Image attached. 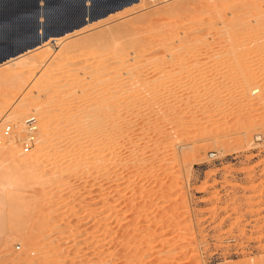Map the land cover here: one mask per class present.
<instances>
[{
	"label": "rangeland",
	"instance_id": "374dc122",
	"mask_svg": "<svg viewBox=\"0 0 264 264\" xmlns=\"http://www.w3.org/2000/svg\"><path fill=\"white\" fill-rule=\"evenodd\" d=\"M144 2L140 4L143 6L142 11L140 9L135 13H126L105 26L100 25L95 31L114 28L113 45L116 44L117 48L123 46V52L130 53L126 61L122 60L123 64L113 57L117 51L105 54L107 51L104 52L100 47H89L80 53L73 49L74 54L72 55V52V56L69 55V59L62 64L55 61L57 52L52 50L50 54L54 52V55L46 59V68H34L28 73L29 76L23 74L24 69L21 67L7 69L24 76L25 85L19 91H9L0 85V132L5 124L12 128L11 134L0 143V146L5 148L0 154V184L5 182L10 185L12 180L14 181L13 185L7 187L10 191L5 189L0 192L1 196L5 193L0 196V264H107L113 258L115 261L113 259L114 262L108 264H264V104L255 105L262 92L259 90L258 93L250 95L253 106H246L240 96L229 98L230 95H235V92L238 95L240 68L246 66L258 69L260 74H264V0ZM135 19H139L138 22L134 23ZM125 24L132 27L129 32L123 30ZM149 34L156 41L152 47L148 44L142 47L127 44L134 38H144ZM186 40H191L186 42L191 44L190 46L183 43ZM75 42L70 45L73 46ZM125 45L128 48H125ZM134 47L140 52V58L135 56L138 55L136 52L133 53L136 51ZM142 49L146 51L143 52ZM108 54H112L110 60L107 59ZM105 55L108 56L105 63L114 68L115 73L112 68L106 66L107 70L111 71L106 74L105 65L102 64ZM154 58L155 63L151 61ZM93 62L97 64L93 65ZM101 65H104V69ZM141 65L145 70L140 68ZM47 69L51 70L50 75H53L44 79L43 75ZM135 70L144 71L141 72L145 75L141 76L145 79L141 81L142 84L144 82L143 87L152 82V88L154 85L156 88L158 86L157 89L153 88V92L144 89L149 94L144 92L143 87L137 90V93L143 92L140 95L143 99L146 96V102L151 100L152 94V97L155 95L154 100L158 101V104H153V100L147 103L149 106L146 102L141 103L138 110L142 109V112L136 116L141 118V121L135 116H128L132 119L128 124L129 131L134 130L128 132V140L131 139L114 140L118 141L119 146H116L120 149L117 156H124L120 160L126 162V165L119 164L122 165L121 168L116 167L118 170L115 171V168L112 169L115 166L110 167L113 162L111 164V161L105 158L109 168L104 177L99 173L104 167L100 161L103 156L102 149L96 147L97 149L88 148L86 151L87 148H82L79 150L84 149L87 153L93 151L89 155H92L90 162H80V165L90 163L91 169L72 173L75 162L68 161L71 152L63 151L68 146L65 143L69 141L65 137V133L68 135L65 128H61L64 136L53 142L51 149L55 150L49 154L42 153L44 155L41 161L34 162V146L28 153L22 151L21 139L25 132L26 117L32 115L36 118V142L44 111H55L58 120L60 117L57 111L72 112L81 108L87 110L88 105L95 108V102L103 98L105 93L111 99H107L108 102L114 99L118 102L121 97V103V99L131 90L127 87L131 76L137 72ZM153 72L155 74L152 75ZM104 77L106 78L103 79ZM116 78L119 79L118 82ZM155 80L158 81L154 83ZM219 81L230 83L225 85L222 82L221 85L225 86L218 92L213 91V88L218 87ZM212 82L217 86L213 87ZM124 83L125 86H122ZM65 84L69 92L84 87L85 94L81 98H75L71 94L65 97L61 91ZM53 85L57 86V89H53ZM113 85L115 87L111 88ZM208 85L212 89L205 92L206 89H203ZM202 86L204 87L201 88ZM194 87H197L196 92ZM108 88H111V93H108ZM160 88H165L162 90L165 94L162 95ZM164 90L167 93L163 92ZM206 93H220L222 97L217 100L222 99L221 102L218 100L213 105ZM182 94H185V97ZM3 96L9 98L5 101L2 100ZM25 97H30L26 98L28 105L36 102L31 103L30 110L23 116L22 124L16 128L12 122L6 120L15 109L17 110L20 100ZM151 103L152 108L148 110ZM140 106H147L148 108H145L149 112ZM184 107L187 109L184 110ZM144 115L146 118L142 120ZM150 120L157 125H152ZM134 121L141 123L138 125ZM143 121L151 124L150 132L139 129ZM144 122L142 125L146 124ZM142 134L145 135L143 140ZM90 136L95 139L99 134L91 131ZM149 136L152 139L153 136L155 139L159 138L156 139L161 141L159 145H156L158 141L155 139L153 141L156 143L153 144ZM122 140L126 141L125 144ZM160 144L166 146L162 148ZM180 145L185 147L178 148ZM75 149L78 148L74 147ZM94 152L102 156L95 155ZM136 153L142 155L136 156ZM132 156L139 157L140 160L133 159ZM30 158L36 166L42 165V168L37 166V171L33 170L35 175L28 166H23L22 160L30 161ZM20 161L21 167H16V162ZM54 162L59 166L58 171L51 170ZM134 162L141 165H134ZM144 164L149 168L143 167ZM136 165L142 167L136 170ZM132 168L134 170H131ZM49 175L53 178L48 179ZM36 176L42 177L38 179ZM89 176L93 181H90ZM8 180L11 181L8 183ZM85 180L89 182L86 183ZM46 211H51L52 214L48 216Z\"/></svg>",
	"mask_w": 264,
	"mask_h": 264
},
{
	"label": "bare ground",
	"instance_id": "6f19581e",
	"mask_svg": "<svg viewBox=\"0 0 264 264\" xmlns=\"http://www.w3.org/2000/svg\"><path fill=\"white\" fill-rule=\"evenodd\" d=\"M19 1L20 0H0V12L1 11H13V10H15V8L18 6V4H19ZM48 2H51V1H53V0H47ZM135 1V2H134ZM137 1H139L138 3H137ZM137 3V4H134V3ZM142 2H144V0H132L129 4H127L128 5V7H125V8H123L122 10H120V11H118V12H116V13H111V14H109V16H106V18H102V19H99V20H97V21H87V23L84 25V26H82L81 27V29H78L77 31H74V32H72V33H70V34H67V35H65V36H63V37H59V38H56V37H50V38H52V39H50V38H48V39H46V40H44V41H41L40 40V42H38L36 45H34L33 46V48L32 49H30V50H28V51H26V52H24V53H22V54H19V55H17V56H14V57H10V58H7L6 60L4 59H2V60H0V85L1 86H5V88L6 89H8L9 91H19V90H22L21 88L23 87V85H25V83H24V76L22 77V76H19L17 73H13V72H9V70H7V69H12V68H19V67H21V68H23L24 69V72H23V74H25V75H27L30 71H32V70H34V68L36 69V68H39V69H43V68H46V64H47V62H46V59H48V57H51L52 55H54V52H57L56 53V55H55V61H57V62H59V63H61L62 64V62L64 63V61L65 60H67V59H69V55H71V53L74 51L73 49H76V52L78 51V53H80V52H83L84 50H86V48H89V47H94V48H98V47H100V48H102L103 50H104V52L105 51H107V52H105V54H107L108 52L109 53H114V51H117V53L116 54H114V56L113 57H116L118 60H119V62H120V64L122 63L123 64V62L124 61H126L129 57V55H130V53L129 52H123V51H125V50H123L122 48H123V46H120V47H116L115 45H113V36H112V34H113V31H114V28H106L105 30H102V31H98V32H95V31H97V28L100 26V25H103L104 24V26L105 25H107V23H109V22H112L113 20H116L117 18H119V17H122V16H124V15H126V13H131V12H133V13H135V12H138V11H140V9H141V11H142V7L143 6H140V4H142ZM145 3V2H144ZM132 5V6H131ZM130 6V7H129ZM124 7V6H123ZM59 9V8H58ZM120 9V8H119ZM55 12V11H54ZM53 12V13H54ZM2 13V12H1ZM9 13V12H8ZM13 14V13H12ZM23 15V14H22ZM53 17V16H52ZM57 17V16H56ZM141 17V16H140ZM8 18H9V20H8V22H3L4 24H17V22H16V19H15V17H11V14H9V16H8ZM144 19V17L142 16V20ZM146 20H147V18H145ZM139 20V19H138ZM138 20H136L135 19V21H134V23L137 21L138 22ZM150 20V19H149ZM140 22H141V20H140ZM2 23V24H3ZM20 23V22H19ZM121 24V23H120ZM130 24V23H129ZM129 24H127V25H129ZM150 24H151V22H150ZM149 24V25H150ZM126 24H125V27L123 26V30L125 31V32H129L131 29H132V27H130V26H132L131 24H130V26H127ZM144 25V24H143ZM153 25H154V23H153ZM127 26V27H126ZM112 27V26H111ZM152 27V26H151ZM154 27H155V25H154ZM122 29V28H121ZM122 30V31H123ZM149 31V30H148ZM155 31V30H154ZM117 32V31H116ZM154 33V32H153ZM147 35V34H146ZM154 35V34H153ZM54 38V39H53ZM77 40V41H76ZM115 40V39H114ZM76 41V42H75ZM189 41H191V40H186V41H183V43H186V42H189ZM73 42H75V44L73 45V46H71L70 45V43H73ZM115 42V41H114ZM117 42V41H116ZM154 42H156L155 41V39H154V37L151 35V34H149L147 37H144V38H142L141 36L140 37H137V38H134L133 40H130L127 44L129 45V44H133V45H136V46H141L142 47V45H145V44H148V45H151V47H152V45H154ZM159 42V41H158ZM196 43V42H195ZM11 44V43H10ZM157 44V43H156ZM185 45H191V44H189V43H186ZM118 46V45H117ZM127 45H125V48H128V47H126ZM132 46V45H131ZM161 46V45H160ZM4 47V46H3ZM130 47V46H129ZM1 48V47H0ZM138 48V47H137ZM156 48V47H155ZM160 48V47H159ZM134 49H136V47H134ZM138 49H141V48H138ZM52 50H54V52H53V54L51 55L50 54V51H52ZM126 51H129V50H127L126 49ZM132 51H134V50H132ZM139 51V50H138ZM142 51L144 52V51H146V50H144V49H142ZM157 51V50H156ZM162 51V50H161ZM234 51V50H233ZM236 51V50H235ZM139 53L140 54V52H137V49H136V51H134L133 53ZM135 53V54H136ZM142 53V52H141ZM146 53V52H145ZM154 53V52H153ZM156 53H159V52H156ZM74 54V52L72 53V55ZM112 54H108L109 55V57L107 56V55H105L106 57H104L103 59H101V60H103L102 61V64H104L105 65V70H106V74H108L109 72H111V71H109V70H107L108 69V67H106V66H109V64L107 65L106 63H105V61H106V58L107 59H109L110 58V56H112ZM139 54L138 55H135L136 57H139ZM146 54H148L149 55V53L147 52ZM235 54V53H234ZM71 55V56H72ZM133 55V54H132ZM70 56V58H72ZM82 56V55H81ZM134 56V57H135ZM141 56V55H140ZM143 57H144V54L142 55ZM95 57V56H94ZM131 57V56H130ZM136 57H135V60H137L136 59ZM148 57V56H147ZM146 57V58H147ZM159 56L157 55V58H158ZM140 58V57H139ZM167 58V57H166ZM170 58V57H169ZM94 59V58H93ZM142 59V58H141ZM145 59V58H144ZM149 59V58H148ZM90 60V59H89ZM100 60V59H99ZM98 60V61H99ZM110 60V59H109ZM111 60H114L115 61V59L113 58H111ZM122 60H124L123 62H122ZM146 60V59H145ZM158 60V59H157ZM54 61V60H53ZM84 61H86V60H84ZM97 61V62H98ZM138 61V60H137ZM139 61H140V59H139ZM151 61H153L154 63H155V58H154V60H151ZM150 61V62H151ZM190 61H193V60H190ZM56 62V63H57ZM107 62V61H106ZM117 62V61H116ZM131 62V61H130ZM147 62V61H146ZM149 62V63H150ZM157 62V61H156ZM101 63V62H100ZM109 63V62H108ZM110 63H112V62H110ZM114 63V62H113ZM129 63V62H128ZM132 63V62H131ZM134 63V62H133ZM137 63V62H136ZM135 63V64H136ZM190 63V62H189ZM54 64V63H53ZM95 64H97L96 62H95ZM94 64V62H93V65H95ZM99 64V63H98ZM116 64V63H115ZM119 64V63H118ZM151 64V63H150ZM49 65V64H48ZM47 65V66H48ZM78 65V64H77ZM80 65V64H79ZM104 65H101V67L103 68V66ZM111 65V64H110ZM114 65V64H113ZM112 65V66H113ZM125 65V64H124ZM124 65H123V69H124ZM129 65V64H128ZM138 65V64H137ZM177 65V64H176ZM237 66H238V64H236ZM142 66V65H141ZM179 66V65H178ZM184 66V65H183ZM6 67H8V68H6ZM56 67V66H55ZM84 67H86V66H84ZM95 67V66H94ZM100 67V66H99ZM113 67H115V66H113ZM126 67V66H125ZM132 67H134L133 65H132ZM131 67V68H132ZM138 67V66H137ZM140 67V66H139ZM152 67V66H151ZM156 67V66H155ZM169 67V66H168ZM173 67V66H172ZM192 67V66H191ZM194 67V66H193ZM200 67V66H199ZM239 67H242V66H239ZM89 68V67H88ZM97 68V67H96ZM109 68H112V67H110L109 66ZM122 67L120 66V69H121ZM126 68H128V66L126 67ZM134 68H136V67H134ZM140 68H143L144 69V67L142 66V67H140ZM139 68V69H140ZM146 68V67H145ZM170 68V67H169ZM183 68V67H182ZM196 68H198L197 66H196ZM104 69V68H103ZM114 68H112V70H113ZM117 69H119V67L117 68ZM130 69V68H129ZM138 69V70H139ZM41 70H39V72L41 71ZM44 70V69H43ZM58 70V69H57ZM86 70V69H85ZM115 70V69H114ZM114 70H113V73H115L114 72ZM141 70V69H140ZM145 70V69H144ZM174 70V69H173ZM184 70V69H183ZM192 70V69H191ZM198 70V72H199V69H197ZM201 70H203V69H201ZM56 71V70H55ZM88 71H90V70H88ZM93 71V70H92ZM97 71L99 72V69H97ZM96 71V72H97ZM102 71V70H101ZM107 71H109L108 73H107ZM119 71V70H118ZM123 71H125V69L123 70ZM135 71H137V70H135ZM134 71V72H135ZM148 72H149V70H147ZM194 71V70H193ZM262 71V70H261ZM60 72V71H59ZM95 72V71H94ZM95 72V73H96ZM119 72H121V71H119ZM119 72H117V73H119ZM128 72V71H127ZM127 72H126V74H127ZM141 72H143L144 73V71H141ZM140 71H137V72H135V73H133L134 75L133 76H131V78H130V82H129V87H127V88H130L131 90H128L129 92V94L128 95H125L126 97H124V98H122L121 99V103H120V98H118L119 99V101L118 102H115V101H117V100H113V101H110V102H108V100L110 99V98H108L106 95H107V93H105V96H103V98H101L100 100H97V103L95 102V108L93 107V105L92 106H89L88 105V108H87V110H83L82 108L81 109H78L79 111H72V112H70V111H57L58 112V114H59V117H60V119H58V120H56V117H57V115H55L54 114V112L55 111H44L42 114L43 115H41V116H43V120H42V124H41V126H40V130H38L39 132H38V134H37V136L39 137L38 139H37V141L36 142H34L33 141V145H32V147H33V152H34V155H36V156H34L35 157V163H37L38 161H41L42 160V157H43V155L44 154H42V153H45V154H49V153H51V152H53L54 150H53V148L51 149V147L53 146V142L54 141H56V139H60L61 137H63L64 136V134H63V130L61 129V128H65V129H67L66 131H68V135L65 133V137L66 138H68L69 139V141H68V143H65V145H68L63 151H65V152H68V153H70L71 154V158L68 160V161H70V160H72V162H75L74 164L73 163H71V164H73L74 166L73 167H75V168H73V170H71V172L72 173H74V174H76V173H78V172H81V171H83V170H90L91 168H90V166H92V165H90V163H86V162H84V163H86V164H84V165H80V162H81V160H89V158L92 156H89L90 154H92L93 153V151L92 152H89V153H87L86 151L88 150V148H90V150H92L93 148H95V149H97V148H101L102 150H101V153H102V155H100V153H97V154H99L100 156H102V158L100 159V161H102L103 163H102V165L104 164V167H103V170H101V172H99V173H101L104 177H105V175H106V170L109 168V166H107L108 165V163H107V165H106V163H105V161H107L108 159V161H111V162H109V163H111L112 164V162H113V164L110 166V167H113V166H115V167H113L112 169H114L115 171L116 170H118L116 167H119V169L121 168V166L123 165H126V162H121V160H120V158L122 159L123 157L122 156H120V158L117 156V152H120V149L118 148V141H114L115 139H126V140H128V132H133L134 130L131 128V130H133V131H129L130 129V127H129V123H131L132 121V119H130V118H128V116L129 117H131L130 115H132V116H137L138 115V113H139V115H140V113L142 112V109L141 110H138V108H139V105L142 103H144V102H146L147 101V98H146V96L144 97V99H143V97L140 95V93H143V92H138L137 93V90H140V88H142L143 86V84H144V82H143V84H142V82L141 81H144L143 79H142V75H144L143 73H141ZM148 72H146V73H148ZM183 72V71H182ZM192 72V71H191ZM240 74H241V77H240V79H239V81H238V95H236V92H235V95H233V96H231L230 95V97L229 96H227V97H229L230 99L231 98H234L235 99V97L237 96H240V98H243V101H244V104L246 105V106H253L254 105V103H253V99H251V97H250V95L251 94H255V93H258L259 92V90H261V95L259 96V98H258V102H256V101H254V102H256L255 103V105H257V104H264V79H262V77H264L263 75H262V73L260 74V72L258 71V69L257 70H255V69H250V68H248V67H246V66H243V68H240ZM45 73V72H44ZM50 73H52V71L51 70H48L47 69V72H46V74H44L43 75V77H44V79H47V77L48 78H50V76L51 75H53V74H51L50 75ZM54 73V72H53ZM105 73V72H104ZM112 73V74H113ZM168 73V72H167ZM180 73V72H179ZM197 73V72H196ZM201 72H199V74H200ZM78 74V73H77ZM100 74V73H99ZM98 74V75H99ZM105 74V75H106ZM129 74V73H128ZM127 74V75H128ZM152 75L153 74H155L154 72L153 73H151ZM163 74V73H162ZM166 74V73H165ZM198 74V75H199ZM60 75V74H59ZM62 75V74H61ZM90 75V74H89ZM94 75V74H93ZM97 75V76H98ZM115 75V74H114ZM151 75V76H152ZM158 75V74H157ZM167 75V74H166ZM201 75V74H200ZM199 75V76H200ZM203 75V74H202ZM261 75H262V77H261ZM28 76H29V74H28ZM85 76V75H84ZM123 76V75H122ZM146 76H147V74H146ZM159 76V75H158ZM157 76V77H158ZM26 77V76H25ZM80 77V76H79ZM109 77H110V74H109ZM112 77V76H111ZM120 77V76H119ZM144 77H145V75H144ZM147 77H149V76H147ZM77 78V77H76ZM94 78V77H93ZM100 78V77H99ZM106 77H104L103 79H105ZM113 78V77H112ZM111 78V79H112ZM60 79V78H59ZM82 79H84V78H82ZM97 79V78H96ZM107 79H110V78H107ZM116 79H118V78H116ZM123 80H124V77L122 78ZM168 79V78H167ZM74 80V79H73ZM77 80V79H76ZM93 80V79H92ZM102 80V79H101ZM113 80H115V79H113ZM112 80V81H113ZM126 80V79H125ZM148 80V79H147ZM169 81H171V79H168ZM42 81V80H41ZM64 81V80H63ZM82 81V80H81ZM108 81V80H107ZM119 81V79L117 80V82ZM150 81V80H149ZM148 81V82H149ZM156 81H158V80H155L154 81V83L156 82ZM77 82V81H76ZM75 82V83H76ZM78 82H80V81H78ZM77 82V83H78ZM99 82V81H98ZM110 82V80L108 81V83ZM147 82V83H148ZM167 82V81H166ZM185 82V81H184ZM183 82V83H184ZM224 83V81H221V83ZM81 83V82H80ZM103 83V82H102ZM101 83V84H102ZM107 83V84H108ZM153 83V82H152ZM152 83H150L147 87L146 86H144L143 87V90L144 89H147V90H149V92H153V91H155L153 88L155 87V85H154V87L152 88V86H151V84ZM182 83V82H181ZM212 83H214V82H212ZM212 83H211V85H212ZM221 83H220V81H219V83L217 84V82H216V84L218 85V87L216 88L215 86H217V85H215V83L212 85L213 87H215V88H213L212 89V87H210L209 85H208V87H210V88H206V86L204 87V86H202L201 88H203L204 87V89L203 90H205V92H208V90H215L216 92H218V91H220V88H222V87H224L225 85H227V84H229L230 82H228L227 84H226V82L223 84V86L221 85ZM66 84H68V83H66ZM66 84L64 85V86H59V87H61V91L64 93V95H65V97H69V94H71L72 96H74L75 98H81L82 96H83V94H85L84 92H85V90H83V88H78V89H75L74 91H72V92H69V89H67V87H66ZM82 84V83H81ZM93 84V83H92ZM116 84V83H115ZM114 84V85H115ZM168 84H169V82H168ZM78 85V84H77ZM94 85V84H93ZM109 85V84H108ZM107 85V86H108ZM112 86L111 88H114L115 86ZM120 85V84H119ZM153 85V84H152ZM183 85V84H182ZM185 85H187L186 83H185ZM54 86V85H53ZM80 86V85H79ZM121 86V85H120ZM122 86H125V83H124V85H122ZM184 86V85H183ZM221 86V87H220ZM52 87V86H51ZM58 87V88H59ZM104 87V86H103ZM110 87V86H109ZM116 87H118V86H116ZM167 87V86H166ZM169 87V86H168ZM24 88V87H23ZM110 88V89H111ZM120 88V87H119ZM118 88V89H119ZM123 88V87H122ZM122 88H121V90H122ZM125 88V87H124ZM157 88H158V86H157ZM156 87H155V89H157ZM182 88V87H181ZM195 88H197V87H194V91L196 90ZM198 88H200V86L198 87ZM53 89H57V86H54V88ZM71 89V88H70ZM99 89V88H98ZM109 88L107 89L108 91L110 90ZM126 89V88H125ZM163 89H165V88H163ZM163 89H161L160 88V92L162 93V90ZM167 89V88H166ZM100 90H102V89H100ZM113 90V89H112ZM120 90V91H121ZM142 90V91H143ZM147 90H144V92H147ZM153 90V91H152ZM171 90V89H170ZM222 90V89H221ZM84 91V92H83ZM111 91V90H110ZM108 92V93H111V92ZM114 91V90H113ZM119 91V90H118ZM119 91V92H120ZM198 91H199V89H198ZM57 92V91H56ZM59 92V91H58ZM115 92V91H114ZM117 92V91H116ZM127 92V91H126ZM149 92H147L148 94H149ZM163 92H166L167 93V91L166 90H164ZM170 92V91H169ZM196 92V91H195ZM233 92V91H232ZM113 93V92H112ZM156 93V92H155ZM154 93V94H155ZM160 93V94H161ZM200 93V92H199ZM202 93V92H201ZM210 93V92H209ZM222 93V92H221ZM10 94V93H9ZM49 94V93H48ZM62 94V93H61ZM157 94V93H156ZM159 94V93H158ZM163 94H165V93H162V95ZM220 93H214V94H211V95H209L208 93H206V95H209V99H211V102L213 103V105H215L214 103H216L218 100H220V102H221V100L222 99H218L217 100V98L219 97V98H221L222 96L221 95H219ZM229 94V93H228ZM49 95H51V94H49ZM112 95V94H111ZM114 95V94H113ZM112 95V96H113ZM143 95V94H142ZM167 95V94H166ZM183 95V94H182ZM185 95V94H184ZM183 95V96H184ZM57 96V95H56ZM100 96V95H99ZM108 96H110V95H108ZM144 96V95H143ZM150 96V95H149ZM148 96V97H149ZM152 96H153V94H152ZM152 96H150V98H151V100H153L152 102H153V104L156 102L155 100H154V97H155V95H154V97H152ZM157 96V95H156ZM161 96V95H160ZM160 96H158V97H160ZM165 96V95H164ZM64 97V96H63ZM71 97V96H70ZM87 97V96H86ZM163 97V96H162ZM185 97V96H184ZM236 97V98H237ZM3 98L4 99H2V100H7V98H9V97H7V96H3ZM26 98L27 97H25L24 99H22V100H20V103L18 104V106H17V110L15 109V112H13L12 113V115L11 116H9L8 118H7V120L6 121H9V122H12L13 124H14V127H16V128H18V125L19 124H22V122H23V116L26 114V112H28L27 110L29 109V106L31 105V103L32 104H35V102L36 101H34V102H31L30 103V105H28V102H27V100H26ZM30 98V97H29ZM29 98H27V99H29ZM50 98V97H49ZM98 98V97H97ZM113 98V97H112ZM145 98H146V101H145ZM149 98V99H150ZM153 98V99H152ZM187 98V97H186ZM239 98V97H238ZM83 99V98H82ZM85 99H87V98H85ZM108 99V100H107ZM142 99H143V101H142ZM148 99V100H149ZM157 99V98H156ZM216 99V101L214 102V100ZM229 99V100H230ZM5 100V101H6ZM90 100H91V98H90ZM89 100V101H90ZM94 100V99H93ZM111 100V99H110ZM123 100V101H122ZM151 100H149L148 102H146L145 104L147 105V106H149V104H147V103H149ZM157 100H160V99H157ZM187 100V99H186ZM1 101V100H0ZM4 101V102H5ZM68 101V100H67ZM71 101V100H70ZM83 101H85V100H83ZM158 102V101H157ZM156 102V104H158ZM184 103L186 102V101H183ZM219 102V103H220ZM93 103V102H92ZM2 104V103H1ZM69 104V103H68ZM79 104V103H78ZM82 104V103H81ZM144 104V105H145ZM155 104V105H156ZM161 104H164V103H161ZM189 104V103H188ZM218 104V103H217ZM216 104V105H217ZM71 105V104H70ZM70 105H68V108L70 107ZM85 105H87V104H85ZM165 105V104H164ZM184 105V104H183ZM186 105V104H185ZM62 106V105H61ZM147 106H145L146 108H148ZM170 106V105H169ZM187 107H188V105H186ZM50 107V106H49ZM84 107V106H83ZM93 107V108H92ZM144 106H140V108H145ZM165 107V106H164ZM85 108V107H84ZM145 108V110L147 111V109ZM151 108H152V103H151V107H150V109L148 108V110H151ZM155 108H156V106H155ZM158 108V107H157ZM163 108V107H162ZM185 109L184 110H186L187 108L186 107H184ZM61 109V108H60ZM86 109V108H85ZM123 109H126V110H123ZM167 109V108H166ZM30 110V109H29ZM147 112H149V111H147ZM146 112V115L148 114ZM186 112V111H185ZM162 113H163V111H162ZM187 113V112H186ZM185 113V114H186ZM154 114V113H153ZM156 114V113H155ZM168 114V113H167ZM188 114V113H187ZM211 114H213V113H211ZM145 116V115H144ZM171 116V115H170ZM210 116V115H209ZM134 117V118H135ZM143 117V116H142ZM187 117V116H186ZM189 117V116H188ZM205 117V116H204ZM203 117V119H206V118H204ZM34 118H35V116H34ZM42 118V117H41ZM137 119H138V117H136ZM140 118V117H139ZM144 118H146V116L145 117H143L142 118V120L144 119ZM209 118V117H208ZM207 118V119H208ZM128 119H130L129 120V122H128ZM141 119V118H140ZM140 119H138V121L140 120ZM152 119V118H151ZM155 119V118H154ZM61 120V121H60ZM197 120V119H196ZM60 121V122H59ZM141 121V120H140ZM157 121H158V118H157ZM186 121V120H185ZM134 122H136V121H134ZM133 122V123H134ZM144 122V121H143ZM143 122H142V124H143ZM152 121L150 120V123H151ZM204 122V121H203ZM207 122V121H206ZM137 123V122H136ZM135 123V129H136V125L138 124V125H140V123H137L136 124ZM146 123V121L144 122V124ZM148 123V121H147V123L145 124V125H142L141 124V126L139 127V129H141V130H151V124L153 123ZM158 123V122H157ZM190 123V122H189ZM40 125V124H39ZM152 125H155V123H153ZM157 125V124H156ZM155 125V126H156ZM10 126V125H9ZM153 127L154 128V130H156L155 128L156 127ZM35 132H34V134L36 133V131H37V121H36V118H35ZM67 127H70V128H67ZM134 128V127H133ZM137 128H138V126H137ZM153 130V131H154ZM11 131H12V128H11V126H10V132L6 135V136H4V137H2L1 138V140H0V143L2 142V141H4V139L5 138H7L10 134H11ZM91 131H93V132H96V133H98L99 134V136L97 137V138H92L91 136H90V133H91ZM135 131H137V130H135ZM139 131V130H138ZM150 132V131H149ZM155 132V131H154ZM136 133V132H135ZM134 134V133H133ZM159 134V133H158ZM158 134L156 135V136H158ZM184 134V133H183ZM135 135V134H134ZM147 135V134H146ZM150 135V134H149ZM68 136V137H67ZM131 136H132V133H131ZM130 136V137H131ZM142 136H143V134H142ZM145 136V135H144ZM144 136H143V138H142V140L144 139ZM148 136V135H147ZM151 136V135H150ZM149 136V137H150ZM139 137V136H138ZM159 137V136H158ZM34 139H35V136H34ZM131 138H129V140H130ZM139 139V138H138ZM150 139L153 141V139H155L154 138V136H153V139L150 137ZM149 139V140H150ZM156 139H159V138H156ZM155 139V140H156ZM128 140V141H129ZM133 140V139H132ZM140 140H141V138H140ZM162 141H163V138L161 139ZM246 140V139H245ZM121 141V140H120ZM134 141H137V140H134ZM148 141V140H147ZM156 141H158V140H156ZM160 141V140H159ZM159 141L157 142V144L156 145H159ZM124 141L122 140V143H123ZM126 142V141H125ZM125 142H124V144H125ZM146 142V141H145ZM161 142V141H160ZM164 142V141H163ZM170 142V141H169ZM35 143V144H34ZM142 143V142H141ZM140 143V144H141ZM153 144H155L156 142H152ZM168 143V142H167ZM116 144L118 145V146H116ZM130 144V143H129ZM132 144V143H131ZM139 144V143H138ZM163 144V143H162ZM164 144H166V143H164ZM46 145H48V146H46ZM55 145V144H54ZM121 145V144H120ZM127 145H128V143H127ZM126 145V146H127ZM136 145V144H135ZM144 145V144H143ZM123 146V145H122ZM121 146V147H122ZM134 146V145H133ZM132 146V147H133ZM138 146V145H137ZM141 146V145H140ZM162 145L160 144V147H161ZM166 146V145H165ZM165 146H162V148H164ZM169 146V145H168ZM173 146V145H172ZM172 146H170V147H172ZM32 147L30 148V150L29 151H26V152H24V153H28V152H30L31 151V149H32ZM56 147V146H55ZM70 147V148H69ZM74 147H77L78 149H75L74 150ZM97 147V148H96ZM124 147V146H123ZM122 147V148H123ZM156 147V146H155ZM159 147V148H160ZM183 147H185V146H182V145H180V146H178V148H183ZM72 148H73V150H72ZM82 148H87L86 149V151L83 149V150H79V149H82ZM118 148V149H117ZM129 148V147H128ZM134 148V147H133ZM132 148V149H133ZM143 148V147H142ZM158 148V147H157ZM156 148V149H157ZM5 148L1 145L0 146V154H1V152H3V150H4ZM50 149V150H49ZM60 149V148H59ZM71 149V150H70ZM124 149H125V147H124ZM166 149V148H165ZM170 150H171V148H169ZM173 149V148H172ZM187 149V148H186ZM58 150V149H57ZM94 150V149H93ZM118 150V151H117ZM133 150H135V149H133ZM137 150H141V149H137ZM164 150V149H163ZM176 150H177V148H176ZM97 151V150H96ZM132 151V150H131ZM168 151V150H167ZM173 151H174V149H173ZM59 151H56V153H58ZM99 152V151H98ZM124 152V151H123ZM165 153H166V151H164ZM164 152H161V153H164ZM95 153V152H94ZM122 153V152H121ZM139 153V152H138ZM96 153H95V155H97ZM119 154V153H118ZM125 154V153H124ZM168 154V153H167ZM176 154V153H175ZM38 155V156H37ZM40 155V156H39ZM61 155H63V154H61ZM128 155V154H127ZM133 155V154H132ZM135 155V154H134ZM139 156H141L142 154H138ZM137 155V153H136V156H138ZM133 157V159L134 158H137V157ZM68 157V156H67ZM107 160H106V159ZM127 158H129V156L127 157ZM143 158H144V156H143ZM176 158H177V156H176ZM31 159V158H30ZM125 159H126V156H125ZM131 159V158H130ZM132 159V160H133ZM140 160V158L138 157L137 158V160ZM145 159V158H144ZM160 159V158H159ZM26 160V159H25ZM25 160H22V162H23V166H28V168H30L31 169V173L32 174H34L35 172L33 171V170H36L37 169V166H40V165H35V163L32 161L33 159H31L30 161H28L29 159H27V161H25ZM96 160V159H95ZM124 160V159H123ZM129 160V159H128ZM136 160V159H135ZM136 160V161H137ZM37 161V162H36ZM91 160H89V162H90ZM94 161V160H93ZM98 161V160H97ZM120 161V162H119ZM134 161V160H133ZM143 161V160H142ZM141 161V162H142ZM15 162V161H14ZM119 162V163H118ZM140 162V163H141ZM18 163L20 164L21 163V161L20 162H16V164H14V165H16V167H21V165H22V163L20 164V165H18ZM122 163V165L120 166L119 164H121ZM123 163H125V164H123ZM143 163H145L146 164V162H143ZM143 163H142V165H143ZM148 164H149V162H147ZM13 164V163H12ZM94 164V163H93ZM132 164H133V162H132ZM131 164V165H132ZM135 164H138L137 162L135 163L134 162V165ZM144 164V166L143 167H145L146 165ZM52 165H53V167L51 168V170H54V171H56L57 169H59V166H58V164H57V162H54V163H52ZM117 165V166H116ZM131 165H127V166H131ZM138 165H141V164H138ZM138 165H136V167H135V169L136 168H141L140 166H138ZM51 166V165H50ZM72 166V165H71ZM94 166V165H93ZM107 166V167H106ZM138 166V167H137ZM151 166V165H150ZM41 168H42V165L40 166ZM40 167H38V169L41 171V169H40ZM134 167V166H133ZM147 167V166H146ZM152 167V166H151ZM23 168V167H22ZM125 168V167H124ZM147 168H149V166L147 167ZM17 169V168H16ZM96 169V168H95ZM122 169H123V167H122ZM142 169H145V168H142ZM142 169H140V171L142 170ZM27 170V169H26ZM61 170H63L62 169V167H61ZM110 170V169H109ZM108 170V171H109ZM125 170H127V169H125ZM129 170H130V168H129ZM129 170H127V171H129ZM131 170H134V168H132ZM137 170V169H136ZM146 170V169H145ZM149 170V169H148ZM20 171V170H19ZM37 171V170H36ZM58 171V170H57ZM139 171V170H138ZM34 172V173H33ZM52 172V171H51ZM60 172V171H59ZM63 172V171H62ZM61 172V173H62ZM120 172V171H119ZM133 172V171H132ZM142 172H143V170H142ZM145 172V171H144ZM149 172V171H148ZM151 172V171H150ZM28 174H30V172H27ZM43 173V172H42ZM46 173V172H45ZM60 173V174H61ZM87 173H88V171H87ZM103 173H105V174H103ZM110 173H111V171H110ZM113 173V172H112ZM111 173V174H112ZM122 173V172H121ZM141 173V172H140ZM38 174H41L40 172H38ZM49 174V173H48ZM73 174V175H74ZM115 174V173H114ZM126 174V173H125ZM124 174V175H125ZM139 174V173H138ZM22 175V174H21ZM35 175V174H34ZM44 175H46V174H44ZM81 175V174H80ZM101 175V176H102ZM116 175H119V174H117L116 173ZM115 175V176H116ZM121 175V174H120ZM123 175V174H122ZM43 176V175H42ZM42 176H40V177H42ZM50 176V175H49ZM52 176V175H51ZM49 177L48 178V176H46L48 179H50V178H53V177ZM57 176V175H56ZM114 175H112V177H113ZM17 177V176H16ZM37 177V176H36ZM39 177V178H40ZM62 177H63V175H62ZM90 177V176H89ZM117 177V176H116ZM122 177V176H121ZM31 179H32V177H30ZM38 178V177H37ZM38 178V179H39ZM46 178V180H48ZM57 178V177H56ZM58 178H60V177H58ZM115 178V177H114ZM5 179V178H4ZM6 179H8V178H6ZM13 179V178H12ZM23 179H25V178H23ZM30 179V180H31ZM62 179V178H61ZM60 179V180H61ZM87 179V178H86ZM92 178L90 177V181H93V180H91ZM106 179V178H105ZM21 180V179H20ZM57 180V179H56ZM60 180H58V181H60ZM89 180V179H88ZM107 180V179H106ZM109 180V179H108ZM113 180H115V179H113ZM126 180V179H125ZM9 181H11V180H8V183H9ZM19 181V180H18ZM28 181V180H27ZM49 181V180H48ZM85 181H87V180H85ZM111 181H112V179H111ZM116 181V180H115ZM1 182V181H0ZM6 182H7V180H6ZM32 182V181H31ZM89 181H87L86 183H88ZM107 182V181H106ZM110 182V181H109ZM117 182V181H116ZM113 183V182H112ZM111 183V184H112ZM115 183V182H114ZM117 183H119V182H117ZM117 183H116V185H117ZM14 184V181L12 180V183H10V185H13ZM22 184V183H21ZM26 184H28V183H26ZM10 185H8V184H6L5 182L2 184H0V192H4V190L5 189H7V187H9ZM16 185V184H15ZM17 185H18V182H17ZM98 185V184H97ZM110 185V184H109ZM113 185H115V184H113ZM19 187H20V183H19V185H18ZM26 186V185H25ZM15 187V186H14ZM115 187V186H114ZM17 188V187H16ZM18 189V188H17ZM16 189V190H17ZM20 189V188H19ZM7 190H9V189H7ZM6 190V191H7ZM15 190V191H16ZM111 190V189H110ZM10 191V190H9ZM5 193H2V196L4 195ZM0 196H1V194H0ZM1 196V197H2ZM6 196V195H5ZM12 196V195H11ZM17 196V195H16ZM13 198V197H12ZM19 198H20V195H19ZM0 200H2V198L0 199ZM2 204V203H1ZM7 204V203H6ZM13 211V210H12ZM47 212V215L49 216V214L51 213V211H46ZM41 214H42V212H41ZM52 214V213H51ZM44 215V214H43ZM42 215V216H43ZM46 216V215H45ZM5 225V224H4ZM44 232V231H43ZM33 233V232H32ZM59 235V234H58ZM51 236V235H50ZM23 238V237H22ZM45 238V237H44ZM47 238V237H46ZM36 239V238H35ZM68 242V241H67ZM18 249V248H17ZM66 253V252H65ZM138 253V252H137ZM61 257V256H60ZM27 259V258H26ZM114 259V258H113ZM113 259L111 260V261H109V262H114L115 261V259H114V261H113ZM26 262V261H25ZM29 262V261H28ZM108 262V263H109ZM102 263V262H101ZM107 263V264H108ZM97 264V263H96ZM103 264H106L105 262L103 263ZM110 264H112V263H110Z\"/></svg>",
	"mask_w": 264,
	"mask_h": 264
},
{
	"label": "crops",
	"instance_id": "0c3cea01",
	"mask_svg": "<svg viewBox=\"0 0 264 264\" xmlns=\"http://www.w3.org/2000/svg\"><path fill=\"white\" fill-rule=\"evenodd\" d=\"M110 1L112 0H95V3L99 6L92 8L90 11L98 12L102 5L107 4ZM82 2L85 6L90 3L89 0H53L51 2H48L47 0H20L15 10L1 11L0 60H6L7 58L17 56L32 49L33 47L30 48L29 45L35 32L38 34L48 33V35H51L46 38L48 39L50 37H63L81 29V27L87 22L80 27L75 24H77L78 18L83 11L81 6ZM125 7H128V5H125L124 7L122 6L120 9H116L112 12H108L105 16L92 21H97L102 18L104 19L106 16H109V14L116 13ZM9 14H11L12 18L15 17L17 24L8 25L3 23L5 21L8 22ZM56 34L61 35L52 36Z\"/></svg>",
	"mask_w": 264,
	"mask_h": 264
},
{
	"label": "water",
	"instance_id": "95a60500",
	"mask_svg": "<svg viewBox=\"0 0 264 264\" xmlns=\"http://www.w3.org/2000/svg\"><path fill=\"white\" fill-rule=\"evenodd\" d=\"M131 1L132 0H112L109 3L102 5L101 9L98 12L90 11L92 10V8H96L99 6L95 3V0H89L90 3L87 6H85L84 3L82 2L81 6H82L83 11L81 12L80 17L78 18L77 24L75 25L80 27L85 22L101 18L105 16L108 12H112L116 9H119L122 6L129 4ZM58 35H61V34H56L52 36H58ZM49 36L51 35H48V33L38 34L37 32H35V35L31 39L29 47L32 48L34 45L40 42V40H44Z\"/></svg>",
	"mask_w": 264,
	"mask_h": 264
},
{
	"label": "built area",
	"instance_id": "2783aa9c",
	"mask_svg": "<svg viewBox=\"0 0 264 264\" xmlns=\"http://www.w3.org/2000/svg\"><path fill=\"white\" fill-rule=\"evenodd\" d=\"M25 125V132L21 139V149L22 151L26 152L29 151L33 145L34 141V132H35V118L34 116L30 115L25 118L24 121ZM10 132V126L5 124L0 132V140L2 137L6 136Z\"/></svg>",
	"mask_w": 264,
	"mask_h": 264
}]
</instances>
